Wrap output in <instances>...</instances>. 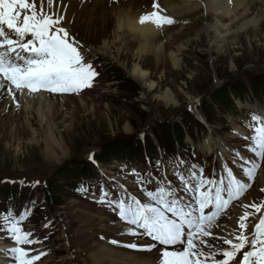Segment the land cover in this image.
<instances>
[{"label": "snow or ice", "instance_id": "1", "mask_svg": "<svg viewBox=\"0 0 264 264\" xmlns=\"http://www.w3.org/2000/svg\"><path fill=\"white\" fill-rule=\"evenodd\" d=\"M62 2L0 0V93L11 95L17 107L18 94H78L91 88L98 75L93 65L85 61L78 42L61 26L64 16L58 12ZM53 4L57 5V12L47 11L45 5L50 8ZM152 8L153 11L140 15L141 25L152 23L160 28L179 22L162 14L158 0H153ZM249 128L253 135L245 139L250 141L247 150L253 158L237 153L243 161V176L223 166L222 174L209 178L202 168L192 166L178 176L184 192L191 197L188 202L170 187V181L158 184L154 190L145 189L147 203L134 195L106 199L110 194L103 192L99 203L107 204L122 221L134 226L128 234L156 242L144 246L129 242L122 246L146 250L164 246L161 264H264V215L254 227L249 226V217L264 209V198L234 204L247 198L252 180L264 162V117H253ZM80 190L87 191L83 186ZM260 191L264 192V188ZM237 206L245 209L237 219V227L225 236L219 235L214 230L227 231L222 218L232 219L230 209ZM13 213L10 209L0 217V231L13 243L7 258L11 264H37L47 253L31 255L33 249L25 247L39 242L32 232L23 230L29 212L25 209L19 216ZM110 243L121 244L116 240Z\"/></svg>", "mask_w": 264, "mask_h": 264}, {"label": "rangeland", "instance_id": "2", "mask_svg": "<svg viewBox=\"0 0 264 264\" xmlns=\"http://www.w3.org/2000/svg\"><path fill=\"white\" fill-rule=\"evenodd\" d=\"M78 19L76 12V21ZM104 19H98L95 24L68 22L65 19L62 21L64 27L87 46L92 56L98 58L108 70L104 74L108 83L100 87L98 85L90 93L79 94L81 96L57 94V97L68 99H78L88 94L81 98L83 106L66 99L58 100L64 107L59 111L53 109L52 117L50 116L53 120L50 125L51 131H54L56 138L61 136L67 149L68 155L65 158H60L58 163H55L50 161L52 159L44 152L47 132L44 121L40 125L38 119L31 115L29 127L19 129V133L13 135L5 122L7 111L0 114V180L33 179L43 183L50 194L53 211L48 210L53 218H56V221L51 219L50 222L54 223L58 230L44 248L47 254L42 257V264L62 263L61 260L66 254L75 262L91 264L88 258L91 253L89 249H92L91 244L97 241L93 237L95 234L92 233L93 230L83 225V220L74 214L77 207L84 202H79L70 191L66 189L60 191L57 188L56 176L64 166L86 154L100 156L98 154L100 145L115 140L118 143L101 153L100 163L118 159L122 148L117 144H124L125 141H130L136 135L148 132L155 126L181 118L184 122H189L186 115L188 112H194L196 107H202L211 115L214 108L222 103L220 99L213 103L214 100L224 91L228 92L225 96L228 97L236 90L253 85L256 86V90L264 89V21L259 28L239 35L234 43L221 46L214 54L207 52V44L203 39L196 40L181 56L182 64L179 69L170 66L156 69L155 61L149 63L146 61L143 66L146 67L143 69L151 73L156 86L148 92L145 86L129 74L135 61L132 51L124 49L117 53L112 50L115 61L95 52L102 48L105 37H109L110 29H106ZM232 63L234 71H230ZM117 78L123 79L122 82L116 81ZM108 87L111 89L108 90ZM167 90L177 99V105L174 107L165 105L159 99ZM190 98L198 100L194 108L187 107ZM164 127L163 134L167 135L168 127ZM160 131L162 133V126ZM204 132L206 131L196 128L195 152L198 150V143L206 140L201 138ZM223 134L220 131L212 133L218 137ZM185 138L184 134V140L187 142ZM53 146V152L58 155L61 148ZM80 164L82 169L88 172V164L85 161H81ZM41 216L38 215L37 218L40 220ZM97 227L98 225H94V228ZM35 228H39L37 223ZM64 228L67 233L65 242Z\"/></svg>", "mask_w": 264, "mask_h": 264}, {"label": "bare ground", "instance_id": "3", "mask_svg": "<svg viewBox=\"0 0 264 264\" xmlns=\"http://www.w3.org/2000/svg\"><path fill=\"white\" fill-rule=\"evenodd\" d=\"M152 2L153 0H63L59 4L58 14L63 15L68 22L93 24L98 22V19L107 17L104 19V24L107 30L110 29L109 37H105L106 40H104L102 48L95 52L106 55L115 61L112 50L117 51V53L124 49L132 51L135 61L129 74L134 80L145 86L148 92L156 86L152 81L151 73L143 69L146 67H143L146 61L148 63L155 61L156 69L166 66L179 69L182 64L181 56L186 48L195 43L196 40L203 39L207 44V52L214 54L221 46L234 43L239 35L259 28L264 21V0H231V2L229 0H158L163 10L162 14L179 22L160 28L155 27L152 23L141 25L139 17L143 13L154 10ZM65 5H67L66 11ZM45 7L47 11L57 12L56 4L50 8L47 5ZM76 12L79 16L77 21ZM234 70L232 63L230 71ZM87 95L81 98H85ZM81 98L68 99L43 93L18 94L17 100L20 107H17L12 96L4 92L0 93V114L7 111L8 116L5 118V122L13 135L19 133V129L29 127L31 115L38 119L37 122L40 125L44 121V125L47 127L44 152L52 159L50 161L58 163L60 158H65L68 153L61 136L56 138L54 131H51L50 125L53 122L51 114L53 109L59 111L64 107L58 100L66 99L73 104L77 102L78 106H83L84 102ZM159 99L167 106L174 107L177 105L175 95L169 90L160 95ZM197 103L198 100L190 98L187 107L194 108ZM78 106L77 108H79ZM213 144L218 150L217 157L219 159L223 157L225 152L228 153L224 144ZM53 145L61 148L59 156L53 152ZM210 149L207 144L200 146V151L203 153L209 152ZM242 164L243 161L239 163L241 166ZM220 169L223 172L222 166ZM262 188H264V162L257 170V175L252 181V187L246 193L247 198L242 197L241 201H236L234 204L259 202L264 197V193L260 191ZM79 206L74 214L83 220V225L93 230L92 233H117L121 231L122 228L112 216L110 217L94 208ZM230 211L232 219L222 218L223 223L227 225V231L214 230L221 236L227 235L228 232L237 227V219L245 209L237 206ZM248 211H252V209H248ZM105 222L108 224L104 225ZM94 225H98V227L94 228ZM95 242L91 244L93 248L89 249L91 253L88 258L91 260V264H161L163 249H154L147 253H133L112 248L99 241ZM137 242L141 246L145 245L144 240Z\"/></svg>", "mask_w": 264, "mask_h": 264}, {"label": "trees", "instance_id": "4", "mask_svg": "<svg viewBox=\"0 0 264 264\" xmlns=\"http://www.w3.org/2000/svg\"><path fill=\"white\" fill-rule=\"evenodd\" d=\"M122 80L123 79H121V78H117L116 79V81H119V82H122ZM226 94H227V91L225 92H222L221 93V95H220V97H218V98H223V97H225L226 96ZM116 143H118L116 140L115 141H113V142H111V143H105V144H102V145H100V147H109V145H113V144H116ZM107 149V148H106Z\"/></svg>", "mask_w": 264, "mask_h": 264}]
</instances>
